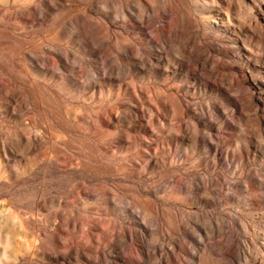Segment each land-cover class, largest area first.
Returning a JSON list of instances; mask_svg holds the SVG:
<instances>
[{
	"label": "rangeland",
	"instance_id": "1",
	"mask_svg": "<svg viewBox=\"0 0 264 264\" xmlns=\"http://www.w3.org/2000/svg\"><path fill=\"white\" fill-rule=\"evenodd\" d=\"M0 264H264V0H0Z\"/></svg>",
	"mask_w": 264,
	"mask_h": 264
}]
</instances>
